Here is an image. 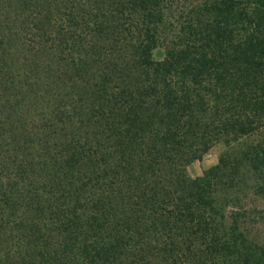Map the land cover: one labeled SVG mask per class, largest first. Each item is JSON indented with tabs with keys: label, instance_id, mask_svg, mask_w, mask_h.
<instances>
[{
	"label": "trees",
	"instance_id": "1",
	"mask_svg": "<svg viewBox=\"0 0 264 264\" xmlns=\"http://www.w3.org/2000/svg\"><path fill=\"white\" fill-rule=\"evenodd\" d=\"M0 264H264V0H0Z\"/></svg>",
	"mask_w": 264,
	"mask_h": 264
},
{
	"label": "rangeland",
	"instance_id": "2",
	"mask_svg": "<svg viewBox=\"0 0 264 264\" xmlns=\"http://www.w3.org/2000/svg\"><path fill=\"white\" fill-rule=\"evenodd\" d=\"M221 147L214 146L208 150V152L202 157L200 161H193L187 166V173L191 177H195L200 174L201 170L213 165L216 162L217 154Z\"/></svg>",
	"mask_w": 264,
	"mask_h": 264
}]
</instances>
